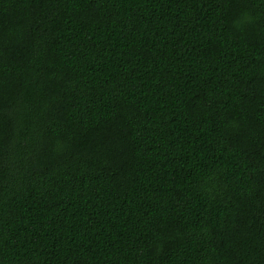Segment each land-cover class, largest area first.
Listing matches in <instances>:
<instances>
[{
  "label": "trees",
  "instance_id": "1",
  "mask_svg": "<svg viewBox=\"0 0 264 264\" xmlns=\"http://www.w3.org/2000/svg\"><path fill=\"white\" fill-rule=\"evenodd\" d=\"M0 264H264V0H0Z\"/></svg>",
  "mask_w": 264,
  "mask_h": 264
}]
</instances>
